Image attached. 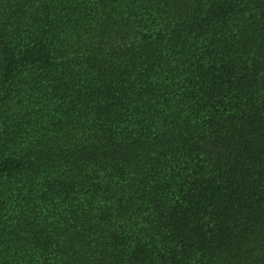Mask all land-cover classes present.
Instances as JSON below:
<instances>
[{
  "label": "trees",
  "instance_id": "obj_1",
  "mask_svg": "<svg viewBox=\"0 0 264 264\" xmlns=\"http://www.w3.org/2000/svg\"><path fill=\"white\" fill-rule=\"evenodd\" d=\"M0 264H264V0H0Z\"/></svg>",
  "mask_w": 264,
  "mask_h": 264
}]
</instances>
